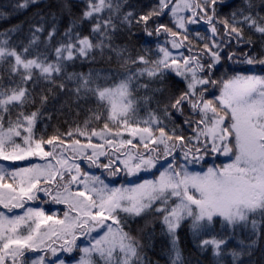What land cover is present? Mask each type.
I'll return each mask as SVG.
<instances>
[{
  "label": "snow or ice",
  "instance_id": "6c2138e0",
  "mask_svg": "<svg viewBox=\"0 0 264 264\" xmlns=\"http://www.w3.org/2000/svg\"><path fill=\"white\" fill-rule=\"evenodd\" d=\"M11 7L30 15L0 31V264H153L157 235L192 264L182 227L208 264L264 247V0Z\"/></svg>",
  "mask_w": 264,
  "mask_h": 264
},
{
  "label": "trees",
  "instance_id": "16d2710c",
  "mask_svg": "<svg viewBox=\"0 0 264 264\" xmlns=\"http://www.w3.org/2000/svg\"><path fill=\"white\" fill-rule=\"evenodd\" d=\"M17 2H21V0H0V12H7V13H11L10 15H8L6 18H0V31H4L7 28H11L12 26L16 25V24H21L22 22H24L27 18L28 15H30V13L25 12L23 10H21L20 12H16V13H12V5H14ZM49 2L51 3H55L56 0H49ZM131 3L139 5L141 7L147 6L150 3L153 2V0H130ZM231 3L233 4H239L241 2V0H230ZM72 3L74 5H80L82 3V0H72ZM74 11L79 12L80 11V7H74ZM68 23V19L67 17L63 18L60 22V28L61 30H63V28L67 25ZM190 30H194L192 31L191 35H190V39L193 40L194 43L197 44H202L203 41H201L198 37L195 36V31H199L202 35H208L210 36V33L207 32L206 26H203L202 24H198V25H191L189 26ZM139 38H133V40L131 41V45L136 48L139 49L143 44L144 41L146 39V37H143L142 34H138ZM16 37H13V39H15ZM227 48H225V52H227ZM228 64V68H229V75H231V69L232 67H240V66H233L231 64V62H227ZM89 67H94V68H103V67H107V65H104L102 63H100L99 61H97V63L95 65H89L87 63L84 64H80L77 63L76 65V70L78 71H84L87 72L89 70ZM114 67V65H113ZM218 71H216L214 73L215 76H220L223 72L224 69L218 65L217 66ZM175 79H179V78H175ZM181 86H183L181 84ZM213 91H216L215 89ZM218 92V91H216ZM84 112L80 113V116L78 117V119H83L84 118ZM70 119H76L77 117L74 116V114H70L69 116ZM59 119H64L63 116L59 117ZM182 120V118H179L177 120V123H180ZM177 155H179V153H177ZM103 159V158H102ZM227 162L226 158L221 157L220 159L218 158L215 162L216 163H220V162ZM208 164L212 163V160L210 159L209 161H207ZM81 166L84 170L88 171L90 174L92 175H98L101 177V179L105 180L106 183L110 182V178H108L106 176V174L103 172V169H98V168H88L87 164L83 161H81ZM196 170H200V166H194ZM190 170H191V166H190ZM141 176H145L146 178L151 179L152 176L150 173L146 174V173H141ZM121 183L123 182L122 180L120 181ZM111 186H115L118 187L119 183H112ZM45 209H48L49 207H51L54 211H58L59 209L63 208V205H44ZM17 211H22V210H17ZM187 223V222H185ZM157 232H159V225H157ZM180 247L183 251L184 257L191 261L192 264H195V262L197 260L200 261V264H208V261H210L211 259H213L211 257V253L210 252H205V253H200V251L195 247V245L192 242V238H191V234L190 232L187 230L186 227H182L180 232ZM242 237L245 235L244 233L240 234ZM167 244V238L166 237H161L159 235H157L154 238V242L153 245L150 249H148V257L151 259V261L153 262V264H169L168 262V257L167 255L164 253V251H162V249H164L165 245ZM229 245L231 247H236L238 248L239 245L237 244V241L235 239L229 240ZM32 255V254H29ZM226 260V264H230L231 262V257H225ZM244 261L246 262V264H264V247H260L258 248L254 254L251 257H245Z\"/></svg>",
  "mask_w": 264,
  "mask_h": 264
},
{
  "label": "rangeland",
  "instance_id": "374dc122",
  "mask_svg": "<svg viewBox=\"0 0 264 264\" xmlns=\"http://www.w3.org/2000/svg\"><path fill=\"white\" fill-rule=\"evenodd\" d=\"M216 94L218 95L219 93H218V92H216ZM218 158L220 159L221 157H217V159H218ZM210 159H211L210 157H209V158H207V161H209ZM217 159H216V160H217Z\"/></svg>",
  "mask_w": 264,
  "mask_h": 264
}]
</instances>
